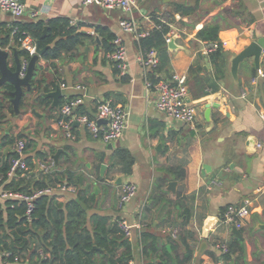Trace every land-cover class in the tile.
I'll return each mask as SVG.
<instances>
[{"label":"crops","instance_id":"crops-1","mask_svg":"<svg viewBox=\"0 0 264 264\" xmlns=\"http://www.w3.org/2000/svg\"><path fill=\"white\" fill-rule=\"evenodd\" d=\"M137 1L138 9L134 14L141 30L153 28L154 16H172L175 49L169 48L168 76H161L164 79L172 74L188 77V101L197 110L196 124L172 119L156 108V94L147 88L146 70L138 61L141 53L138 41L120 28V20L127 15L122 10L107 9L94 3L85 5L84 0H29V10L44 7L46 13L33 21L24 19L25 22L64 17L70 23L75 21L76 24H71L77 28V33L88 34L73 52H64L62 58L49 62L42 57L39 62L44 66L41 75L55 80L63 89L60 108L86 94V91L74 88L84 85L89 96L83 105L91 114L95 113L96 100L110 99L115 105L129 108L130 125L124 135L112 143L94 139L82 124L74 126L75 139H59L66 137L58 124L60 108L49 110L50 99L46 106L35 102L42 116L34 114V119L27 122V119L17 118L15 112L7 111V119L0 121V158L6 160L11 150V146H1L2 137H33L34 146L27 148L25 157L33 162V165L29 164L33 169L31 176L34 178L35 175L37 179V164L45 160L38 159V155L43 152L45 156L53 157L58 149L68 152L70 156L60 154L53 176L69 170L80 177L78 185L71 184L75 188L71 192L78 195L85 190L83 193L90 198L85 209L91 208L90 211L95 212L92 216L97 214L110 217L112 221L121 218L130 221L133 235L127 238L132 243L131 264L147 262L142 255L140 236L149 221H153L154 233L161 237L162 244L167 249L171 246L168 250L173 252L170 241L179 239L173 237L166 227H156L170 212L178 223L182 221L181 213L185 207L176 205L178 201L184 205L187 203L188 207L193 205L195 212L185 226L193 236L185 237L183 242L190 245L192 254L186 252L182 242L177 249V255L189 259L186 264H215L216 261L205 251L214 250L221 259L213 245L219 240L236 247L231 252L229 264H264V120L260 116L264 109V78L254 82L258 69L253 58L242 63L238 84L229 68V57L242 52L252 36L264 38V0H192L187 3L167 0L166 4L151 0L153 10ZM179 3L194 7L192 14L182 16L176 12L175 5ZM158 6L161 11L155 12L154 8ZM7 15L11 16L0 12V45L3 47L1 40L11 23ZM213 21L221 24L219 44L224 58L213 57V52L205 53L206 41L198 38L199 31ZM92 31L96 34L92 35ZM109 33L120 35L125 41L130 63L125 78L117 76L116 66L109 57L108 48L112 44L108 40ZM10 42V45H16L12 38ZM260 68L264 70V52ZM244 90L248 92L245 98L242 97ZM207 103L213 104L211 129L204 116ZM48 137L57 139L52 150L48 147ZM249 137L255 139V146L248 144ZM120 150L129 151L134 160L131 173H125L126 164L114 158ZM102 163L108 166L104 178L100 176ZM179 170L185 172L183 178L176 175ZM119 178L122 184L131 182L138 186L134 199L122 208L118 204L122 185L117 182ZM175 180L179 184L173 194L166 187L168 182ZM160 184H163L162 188H158ZM193 195L196 197L194 204L190 198L184 200ZM51 196L62 203L71 200L55 194ZM158 197L160 199L156 202ZM245 199H251L252 206L245 226L240 229L241 238L223 220L231 204L242 203ZM166 200L172 201V205L165 207ZM143 211L145 214L142 215ZM210 215L219 220L209 234L208 248L201 253L202 232ZM16 262L30 264L28 258L22 256ZM0 264L13 263L0 261Z\"/></svg>","mask_w":264,"mask_h":264},{"label":"trees","instance_id":"trees-1","mask_svg":"<svg viewBox=\"0 0 264 264\" xmlns=\"http://www.w3.org/2000/svg\"><path fill=\"white\" fill-rule=\"evenodd\" d=\"M175 9L176 12L180 13L182 16H188L194 11V7L182 3L176 4ZM157 17L158 16H154L153 20L161 27H154L150 30L149 35L142 37L138 41L142 53H147L151 50L157 52L159 64L149 73V78L154 82L164 79L161 76L163 74L168 76L170 68L169 44L166 43L165 38L171 31V26L161 23ZM14 25L19 26L22 30L28 31L32 37L39 42L41 48L53 45L43 56L48 62L50 60L62 58L64 52H73L74 49L83 42V39L88 37V34L77 33V28L72 26L70 20L64 17H55L48 21L15 22ZM46 26H48V31L47 34L44 35ZM220 30L221 24L217 21H213L204 26L198 33V38L200 40L208 43H216L218 45V48L212 53L215 58H224L223 50L219 44ZM11 31L12 29L9 27H6L4 31V37L1 40L4 47L11 43ZM115 37L116 35H110L109 33L108 40L112 41L111 46L108 48L109 53L114 50L113 40ZM12 40L19 46L16 39ZM19 54L20 58L28 55L27 51L22 49ZM116 74H118L117 67ZM172 76L173 74L169 75L166 79H170ZM121 78H125V76ZM207 82L208 81H206V83ZM33 83L35 84L37 81L34 80ZM203 94H205V92H203ZM9 97V95L4 94L3 98L0 99V121L7 119V111L14 113L11 103L8 102ZM7 104L10 105L8 106ZM75 112L78 115H89L92 118L95 115V113L91 114L84 105L79 106ZM15 141L13 137H2L1 146L12 147ZM33 144L34 139H30L27 148L33 146ZM14 154L15 153L11 149L7 153L6 160L2 161L0 158V175L7 172L10 159L14 157ZM45 157L43 152L41 155H38V159H46ZM114 158L121 159L126 164V168L124 167L123 169L125 173H131L134 160L129 151H117ZM27 161L29 164L33 165V162H30L29 159H27ZM112 167L114 168L113 165ZM31 171L23 178L13 179L7 182L5 187L8 189L31 192L59 183L66 182L68 185H78L80 182V177L69 170L55 177L52 172L50 174H43L41 171L36 170L35 172L39 176L37 179H35V175L34 178H32ZM176 175L183 178L185 172L179 170ZM162 187L163 184L158 185V188ZM83 192H85V190L78 193L80 201L71 199L66 203L58 201L51 195H44L38 198L36 200V207L31 222H29L26 217L25 203L11 199H0L1 261L20 264L17 263L16 260L22 256L25 259L28 258L30 264H76L77 260L75 253H77L80 264H131L130 262L133 258L132 243L121 232L118 223L119 219L112 221L110 217L97 214L90 217L87 209L82 205V203L89 205L90 198ZM189 198L192 204H194L196 197L193 195L191 197H185L184 200ZM159 199L158 197L155 201L158 202ZM165 202V207L172 205V201L170 200H166ZM176 205H179L181 208L185 207L184 211L181 213L182 221L178 223L170 212L167 216L163 217L165 220H161L156 227H166L176 230L178 241L173 240L169 236V239H172L170 243H172L173 252H170L166 245L162 244L161 237L154 233L155 228L153 227V221H149L147 223V229L142 231L140 236L142 255L147 261L146 264H186L188 262L189 259L187 257L177 255V249L178 245H181L180 242H182V246L186 249V252L192 254L190 245L184 244L183 242L185 237L193 236L191 231L185 230V226L194 216V207L193 205L188 207L187 203L184 205L179 201ZM143 214H145V211H143L142 215ZM237 241L239 242L238 238ZM216 242L217 241H215L213 245H215ZM94 245L105 250V252L96 250L92 255L90 251ZM228 245L230 252L221 255V259L214 250L208 249L205 253L211 256L216 263L220 260H224L226 264H229L231 252L236 247L230 246L229 243ZM5 252L10 253V256H4L3 253ZM44 254H46V256H44Z\"/></svg>","mask_w":264,"mask_h":264},{"label":"built area","instance_id":"built-area-1","mask_svg":"<svg viewBox=\"0 0 264 264\" xmlns=\"http://www.w3.org/2000/svg\"><path fill=\"white\" fill-rule=\"evenodd\" d=\"M29 0H0V12L9 13L15 16L16 21H13L7 25L11 31L12 39H16L20 49L27 51L28 55L21 57V70L20 76L24 77L27 73L29 62L32 56L37 53V46L35 39L32 35L22 30L19 26L14 25L15 22L33 21L38 19L42 14L46 13V9L29 10ZM85 5L97 4L107 9H120L127 15H125L119 22L121 30L133 35L137 41L142 37L149 35L150 30L154 27L160 28V25L153 23V28L149 30H141L138 21L135 18V11L138 9L137 0H84ZM157 19L163 24H169L171 31L166 35V43L170 44L175 35V29L172 22V16L165 14L158 16ZM154 21V20H153ZM72 24H76L75 21H71ZM95 35V31L91 32ZM114 50L109 54L110 59L116 64L118 69L117 76L119 78L126 76L129 71L130 63L127 57V47L123 37L116 35L113 40ZM218 48L216 43H208L205 45V53L213 52ZM138 61L143 65L146 70V86L148 89H152L156 94L155 105L156 108L165 113L172 119L179 120L185 123L195 125L198 119L196 108L191 105L189 99V86L188 77L186 75L173 74L170 79H161L157 82L152 81L149 78V74L159 64V58L155 50H151L147 53H140ZM258 78H264V70L259 68L258 74L254 78V82ZM65 87V85H63ZM75 89L86 91V94L79 96L64 103L60 108V115L58 124L65 131L67 138L75 139V133L73 132L74 124H82L87 127L89 133L94 139L101 140L105 143H112L121 138L130 125V110L127 106L115 105L110 99L96 100V108L94 117L89 115H78L76 110L79 106L84 104V99L89 96L87 88L84 85L74 86ZM247 90H244L242 97L247 96ZM261 118L264 120V109L260 112ZM100 121H103L100 123ZM28 140L25 137H19L17 141L12 145L11 149L15 153L14 157L10 159L9 169L5 174L0 175V199L3 200H17L26 204V217L29 222L32 221V215L36 207V200L44 195H54L57 189L75 191V188L66 183H59L56 185L46 186L41 189H36L31 192H25L21 190L8 189L5 184L13 179L23 178L28 172L32 170L29 165L25 154L27 151ZM261 147V144H258ZM55 166V160L53 157L45 159L37 164V170L43 174H50ZM138 186L135 183L126 182L120 186L118 204L122 208L129 202H131L136 196ZM251 199H245L242 203L231 204L225 215L224 224L229 228L236 226L241 229L245 226L246 219L251 214ZM121 232L126 237H132L133 227L130 221L126 218H121L118 221ZM173 237H177L176 230L167 228ZM214 249L221 255L228 254L230 252L227 241H217L214 245ZM4 256L9 257L10 253H3ZM1 261V258H0ZM216 264H226L224 260H220Z\"/></svg>","mask_w":264,"mask_h":264},{"label":"water","instance_id":"water-1","mask_svg":"<svg viewBox=\"0 0 264 264\" xmlns=\"http://www.w3.org/2000/svg\"><path fill=\"white\" fill-rule=\"evenodd\" d=\"M47 31L48 26L45 27L44 35L47 34ZM175 39L176 37H173L172 42L169 44V48L172 50L175 49ZM35 42L37 46V53L31 57L27 73L24 77L20 76L21 59L19 54L20 49L18 48V46L11 44L8 47H3L0 45L1 96L3 97L4 94L10 96L8 98V102L11 103L16 117L22 114V107L25 105L27 97L33 96V105H35L36 102L37 104L39 103L46 106L48 104V99L52 100L49 105V110L55 108L59 109L61 105V100L63 97V89L61 85L58 84L55 80H49L45 76L41 75L44 71V66L39 64L44 54L53 45H48L44 48H41L39 42L37 40H35ZM263 52L264 38H255V36H252L250 44L246 46V48L242 52H240L239 54L231 55L229 57V68L235 80V83H239L240 67L246 60L253 58L256 69L260 68V61ZM34 80H36L37 83L34 84ZM34 96L36 97L35 99ZM212 106L213 104L207 103L204 111L205 119L210 123V129L211 127H213L211 116ZM31 112L35 115L42 116L34 107H32ZM101 122L103 121H100V123ZM248 144L250 146H255V139L253 137H249ZM109 146L111 147L112 145L110 144ZM61 153L70 156V154L63 149H58L57 152L53 155L56 165H58L59 163V157ZM88 167L92 169L91 164H88ZM107 167L108 166L105 163L101 164L100 176L102 178L105 177V171ZM204 168L208 169V166H205ZM117 182L119 184H122L123 181L121 178H119ZM178 184L179 182L176 180L170 181L168 182L166 190L172 192L173 194H176ZM77 200L80 201L79 198H77ZM82 205L84 206V208H87L86 204L82 203ZM218 220L219 218L214 215H210L207 217L202 232L203 242L200 246L201 253H203L208 248L209 234L212 230V227ZM232 232L242 238V233L236 226H232ZM168 249H171V246H168ZM96 250L105 252V250L99 248L97 245H94L90 251L91 254L93 255ZM75 257L77 260L76 264H80V259L77 253H75Z\"/></svg>","mask_w":264,"mask_h":264},{"label":"rangeland","instance_id":"rangeland-1","mask_svg":"<svg viewBox=\"0 0 264 264\" xmlns=\"http://www.w3.org/2000/svg\"><path fill=\"white\" fill-rule=\"evenodd\" d=\"M182 1H183V3H187V2H190L192 0H182ZM139 3H141V4L145 5V6H148V7H150V10H153V5L151 4V0H139ZM160 3L161 4H166L167 0H160ZM154 11L155 12H160L161 11V7L158 6L157 8H154ZM7 19H8V21L12 22V20H14L16 18L13 15H11V16L7 15ZM1 95H2V93H1V90H0V99L3 98V97H1ZM35 98L36 97L34 96V99ZM32 107L36 108V106L33 105V96L27 97L26 101H25V105L22 107V114L19 115L17 118H19V119H21V118L27 119V122L29 121V119L33 120L34 119V114L31 112ZM12 117L13 116H11V118ZM22 136H24L28 141H29V139L33 138V137H26L25 135H20L19 137H22ZM19 137H13V138L17 141V139ZM48 138H49L48 147H50V150H52L53 145H55V142H56L57 139H54L53 137H48ZM63 138H66L68 140L70 139V138H67V137H59V139H63ZM45 158L49 159L50 156H46ZM54 194L57 195V196H64V197L69 198V199H76V197H78L77 193L71 192L70 190L57 189ZM90 209H88L87 211H88V215L90 217H92V214H94L95 212L94 211H90Z\"/></svg>","mask_w":264,"mask_h":264}]
</instances>
